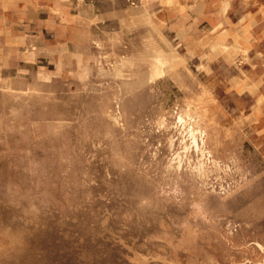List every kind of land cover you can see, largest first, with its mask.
Listing matches in <instances>:
<instances>
[{"label": "rangeland", "instance_id": "rangeland-1", "mask_svg": "<svg viewBox=\"0 0 264 264\" xmlns=\"http://www.w3.org/2000/svg\"><path fill=\"white\" fill-rule=\"evenodd\" d=\"M228 1L234 18L264 4ZM189 64L92 87L3 69L0 264H264V124L233 91L244 69Z\"/></svg>", "mask_w": 264, "mask_h": 264}, {"label": "crops", "instance_id": "crops-1", "mask_svg": "<svg viewBox=\"0 0 264 264\" xmlns=\"http://www.w3.org/2000/svg\"><path fill=\"white\" fill-rule=\"evenodd\" d=\"M228 0H0V77L149 85L191 68L232 65L264 124V4L234 18ZM247 12V13H246ZM228 53V54H227ZM193 68V67H192Z\"/></svg>", "mask_w": 264, "mask_h": 264}]
</instances>
